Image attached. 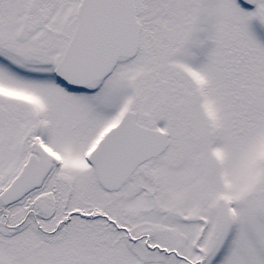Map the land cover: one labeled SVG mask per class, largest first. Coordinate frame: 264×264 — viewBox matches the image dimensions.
<instances>
[{"label": "snow or ice", "instance_id": "obj_1", "mask_svg": "<svg viewBox=\"0 0 264 264\" xmlns=\"http://www.w3.org/2000/svg\"><path fill=\"white\" fill-rule=\"evenodd\" d=\"M264 0H0V264H264Z\"/></svg>", "mask_w": 264, "mask_h": 264}, {"label": "rangeland", "instance_id": "obj_2", "mask_svg": "<svg viewBox=\"0 0 264 264\" xmlns=\"http://www.w3.org/2000/svg\"><path fill=\"white\" fill-rule=\"evenodd\" d=\"M261 37L264 38V32H261Z\"/></svg>", "mask_w": 264, "mask_h": 264}]
</instances>
